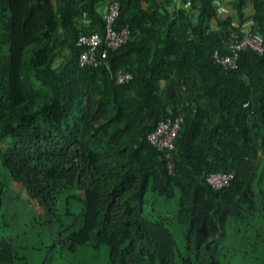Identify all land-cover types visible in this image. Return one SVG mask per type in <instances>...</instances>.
Returning <instances> with one entry per match:
<instances>
[{"label": "trees", "instance_id": "1", "mask_svg": "<svg viewBox=\"0 0 264 264\" xmlns=\"http://www.w3.org/2000/svg\"><path fill=\"white\" fill-rule=\"evenodd\" d=\"M118 2L131 36L92 66L76 25L88 13L103 32L96 0H0V264H29L16 196L48 224L73 216L64 240L106 245L112 264H264V48L238 50L236 68L213 57L249 17L264 45V0L223 15L214 0ZM166 117L180 121L172 171L148 139ZM213 171L234 177L216 189Z\"/></svg>", "mask_w": 264, "mask_h": 264}, {"label": "built area", "instance_id": "2", "mask_svg": "<svg viewBox=\"0 0 264 264\" xmlns=\"http://www.w3.org/2000/svg\"><path fill=\"white\" fill-rule=\"evenodd\" d=\"M120 11L118 0H110L104 13L103 32L93 30L90 32H81L76 38V45L80 48L78 54L79 65L99 66L108 57L110 50L121 46L131 36L129 25L118 26L116 20ZM239 26V25H237ZM232 43L230 44L232 52L219 54L214 51L213 57L216 63L221 64L224 68H236L238 66V50L252 48L262 52L264 45L262 38L254 28V20L244 22L240 25L239 31L232 33ZM131 78L129 72H117L116 79L118 82H125ZM180 121L178 117H166L155 125L148 134V139L160 150L164 151L166 165L169 171L173 170V153L172 148L178 130ZM234 177V171L227 173L213 171L206 175L207 182L216 189L226 187Z\"/></svg>", "mask_w": 264, "mask_h": 264}, {"label": "rangeland", "instance_id": "3", "mask_svg": "<svg viewBox=\"0 0 264 264\" xmlns=\"http://www.w3.org/2000/svg\"><path fill=\"white\" fill-rule=\"evenodd\" d=\"M163 83L164 81H162ZM16 199V201L8 203L9 207L12 208V215L18 217L14 231L22 236L27 234L29 239V241L23 243L24 245L22 243L17 245V247H22L19 249L20 257H23L22 260H26L29 264H112L106 245H100L97 248L86 244L71 247L69 242L64 240L68 233L67 226L70 225L73 216L60 214L58 221L55 219L54 222L48 224L32 214V210L27 208L25 199L17 196ZM65 206V202H61L57 212L62 213ZM78 207L79 205L75 203L71 206V209L77 211ZM159 211L170 213L174 211V206L172 203L158 204L155 207L147 205L143 215L146 219L154 220L157 218ZM61 222L64 224L61 225ZM75 222L78 223L79 219ZM73 227L78 228L75 224H72L69 228ZM172 230L177 241L184 239L179 229L172 227ZM242 235L244 234L242 233ZM232 236L237 235L230 232L227 237L231 238Z\"/></svg>", "mask_w": 264, "mask_h": 264}, {"label": "crops", "instance_id": "4", "mask_svg": "<svg viewBox=\"0 0 264 264\" xmlns=\"http://www.w3.org/2000/svg\"><path fill=\"white\" fill-rule=\"evenodd\" d=\"M109 1L110 0H96V3H95L96 9L102 16H104V13L107 9ZM162 1H164V0H162ZM177 1L180 2L179 0H177ZM214 3L218 7L219 15L233 13V6L231 4V0H214ZM248 12L250 13L251 10L249 9ZM251 20H254V19L252 17H249V19H247L244 22H250ZM244 22H242V24ZM236 24H238V23H236ZM242 24H240V25H242ZM76 27H78L79 29L86 30V31H93V30L98 31L99 30V26L93 20L92 16H90L88 13H84L81 18L77 19ZM62 37H63V30H59V33H58L59 40H61ZM63 52L66 55L67 51L64 50ZM60 60H61V58L58 61H60Z\"/></svg>", "mask_w": 264, "mask_h": 264}]
</instances>
